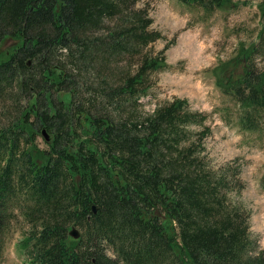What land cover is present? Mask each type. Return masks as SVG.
Returning <instances> with one entry per match:
<instances>
[{"label":"trees","instance_id":"obj_1","mask_svg":"<svg viewBox=\"0 0 264 264\" xmlns=\"http://www.w3.org/2000/svg\"><path fill=\"white\" fill-rule=\"evenodd\" d=\"M178 1L211 14L230 0ZM257 6L241 72L217 83L239 129L256 133L264 0ZM149 9L148 0H0V113H16L0 122V249L18 209L27 264H264L249 211L229 200L244 186L238 165L206 156L205 116L181 97L138 112L151 75L168 67L167 45L146 49L162 38ZM42 130L47 147L33 150Z\"/></svg>","mask_w":264,"mask_h":264},{"label":"rangeland","instance_id":"obj_2","mask_svg":"<svg viewBox=\"0 0 264 264\" xmlns=\"http://www.w3.org/2000/svg\"><path fill=\"white\" fill-rule=\"evenodd\" d=\"M260 1L230 0L227 6L206 14L198 6L178 0H148L151 28L158 30L162 38L146 49L156 52L167 45L164 54L168 67L151 75L154 84L140 99L138 112L149 113L158 103L181 97L205 116L204 124L211 131L203 140L206 156L213 166L238 165L244 186L231 193L229 200L249 211L250 237L264 249V189L259 184L264 170V126L258 133L239 129L235 103L217 85L241 72L245 60L239 50L256 40L261 23L257 6ZM8 40L1 45L6 44L3 49L8 48ZM231 59L232 64L223 65ZM262 65L257 62L258 67ZM15 115L7 109L0 113V122ZM31 145L33 150L46 149L41 132ZM15 213L3 236L0 264H27L19 246L27 225L18 209Z\"/></svg>","mask_w":264,"mask_h":264},{"label":"water","instance_id":"obj_3","mask_svg":"<svg viewBox=\"0 0 264 264\" xmlns=\"http://www.w3.org/2000/svg\"><path fill=\"white\" fill-rule=\"evenodd\" d=\"M41 134H42V136H43L45 141H49V135L44 130L41 131ZM93 212H95V208L94 207H93ZM68 234L74 239L78 238L79 235H80L79 230L76 229L73 226L68 231Z\"/></svg>","mask_w":264,"mask_h":264}]
</instances>
